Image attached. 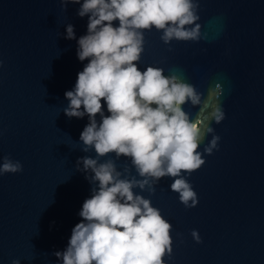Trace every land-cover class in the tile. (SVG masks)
Segmentation results:
<instances>
[{
	"label": "water",
	"instance_id": "1",
	"mask_svg": "<svg viewBox=\"0 0 264 264\" xmlns=\"http://www.w3.org/2000/svg\"><path fill=\"white\" fill-rule=\"evenodd\" d=\"M80 6L0 0V164L9 156L23 165L22 172L0 174V264H62L54 253L66 249L92 195L86 178L92 173L77 168L80 157H96L80 141L89 118L63 110L70 103L65 92L89 62L77 56L88 25V16L77 14ZM198 15L206 39L166 44L160 31L145 30L139 68L177 71L202 99L221 86L225 118L212 121L214 132L200 145L205 163L185 174L199 202L185 207L167 176L154 194L134 192L151 199L173 226L167 264H264V0H199ZM68 24L76 39L66 38ZM183 107L195 119L199 106ZM213 135L219 147L209 155L203 149ZM107 159L118 170L131 168L127 157L110 153L100 161Z\"/></svg>",
	"mask_w": 264,
	"mask_h": 264
},
{
	"label": "clouds",
	"instance_id": "2",
	"mask_svg": "<svg viewBox=\"0 0 264 264\" xmlns=\"http://www.w3.org/2000/svg\"><path fill=\"white\" fill-rule=\"evenodd\" d=\"M62 3L65 10L68 3H78L77 14L88 16L87 34L77 41V56L89 62L78 73L74 89L65 92L70 103L63 110L70 118L88 116L80 141L82 151L94 149L96 157L77 161L78 170L92 173L86 178L94 187L83 202L82 219L72 229L66 249L54 255L62 264H167L164 258L173 251V226L141 193L154 194L155 186L167 176L174 178L170 188L185 207L198 204L185 174L190 176L205 163L200 145L214 132L212 121L220 123L225 118L218 99L222 89L217 84L202 99V93L181 73L166 75L163 68L151 65L142 71L139 62L145 30L160 31L166 44L207 38L197 23L199 0ZM117 20L119 25L114 26ZM66 38L76 39L72 24L67 25ZM102 101L110 115H105ZM188 103L199 106L195 119L183 107ZM219 140L213 135L203 152L212 154ZM110 153L117 159L129 158L131 168L121 171L113 159L100 161ZM22 171L21 162L9 156L0 164V174ZM137 188L141 193L134 192ZM191 234L202 242L197 230Z\"/></svg>",
	"mask_w": 264,
	"mask_h": 264
}]
</instances>
